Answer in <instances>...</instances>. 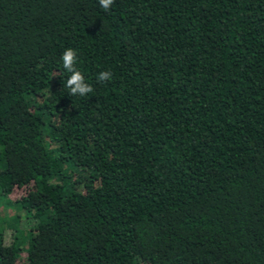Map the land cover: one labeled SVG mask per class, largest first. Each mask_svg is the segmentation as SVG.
Listing matches in <instances>:
<instances>
[{
    "label": "trees",
    "instance_id": "16d2710c",
    "mask_svg": "<svg viewBox=\"0 0 264 264\" xmlns=\"http://www.w3.org/2000/svg\"><path fill=\"white\" fill-rule=\"evenodd\" d=\"M0 264H264V0H0Z\"/></svg>",
    "mask_w": 264,
    "mask_h": 264
},
{
    "label": "clouds",
    "instance_id": "9594fccd",
    "mask_svg": "<svg viewBox=\"0 0 264 264\" xmlns=\"http://www.w3.org/2000/svg\"><path fill=\"white\" fill-rule=\"evenodd\" d=\"M114 3V0H99L101 8L108 10ZM63 67L69 73L70 77L67 79L66 87L69 89L71 95L87 96L93 92L92 86L86 81L84 74L77 69V53L72 48H68L62 55ZM112 73L104 71L99 73L98 79L100 81L110 80Z\"/></svg>",
    "mask_w": 264,
    "mask_h": 264
},
{
    "label": "rangeland",
    "instance_id": "374dc122",
    "mask_svg": "<svg viewBox=\"0 0 264 264\" xmlns=\"http://www.w3.org/2000/svg\"><path fill=\"white\" fill-rule=\"evenodd\" d=\"M15 194H16V192H13V193H11V196H15ZM10 214H11V210H9V209H7L6 211H5V220H7V221H9V219H10ZM10 229H6V233H10Z\"/></svg>",
    "mask_w": 264,
    "mask_h": 264
}]
</instances>
